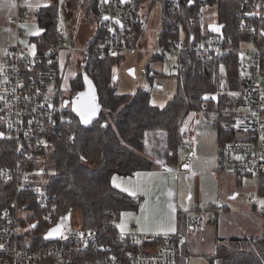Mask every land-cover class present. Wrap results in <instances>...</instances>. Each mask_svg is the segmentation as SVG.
<instances>
[{"label": "built area", "instance_id": "2783aa9c", "mask_svg": "<svg viewBox=\"0 0 264 264\" xmlns=\"http://www.w3.org/2000/svg\"><path fill=\"white\" fill-rule=\"evenodd\" d=\"M181 3L182 0H97L96 14L100 21L95 31L82 40L73 39L63 22L59 26L58 39L43 55L38 54L31 39L8 47L0 69L3 103L0 119L5 126L4 136L13 140L17 158L14 165L1 168L0 175L15 184L16 195L30 191L42 208L50 210L56 206L43 187L42 167L35 169L32 163L40 162L50 151L52 135L58 133L60 125L73 122L72 115L67 113L72 108L71 102H66L71 97L64 83L58 86V79L64 80L63 62H70L73 53H79L82 69L90 64L94 54L107 57L130 50L159 54L173 60L174 67L178 68L182 66L181 55L188 50L220 64L225 63L227 53L236 51L240 54L241 85L230 93L233 101H239V104L229 128L235 129L238 137L220 141L218 169L241 173L249 180L256 179L257 189L245 192L250 208L236 209L228 202H217L192 209L189 218L199 228L203 220H211L219 213L264 215V197L258 191L259 176L264 169V0H253V8L240 18V28L252 35L241 40L239 47H233L232 41H226L220 34H206L208 25L217 23V17L215 15L211 22L205 21V12L216 6L204 0L200 3L199 18L190 19L192 26H200V33H187L183 29L180 38L163 40V29H168V22L177 23L174 18H166L165 11L177 12ZM152 5L158 6L159 15L153 30L154 43L148 47L145 44L150 18L147 10ZM39 7L32 0H16L15 12L7 19L19 37H28L25 27L37 19ZM105 17L107 19H103ZM148 72V68H141L142 74ZM150 88L162 90L165 85L157 81ZM196 113L203 117V111ZM196 136L193 128L184 129L180 135L181 146L195 150ZM159 164L165 170H174L167 162ZM139 200V195L133 197V201ZM20 210L16 197L11 208L0 213V245H3L0 264H178V245L185 239L179 231L160 234L118 232L132 248L119 256L108 251L109 244L102 240L97 230L81 227L68 216L54 223L50 214L47 220L51 224L44 230L42 238L37 237L23 225ZM55 225L61 226L62 235L59 233L57 238L48 239L46 234Z\"/></svg>", "mask_w": 264, "mask_h": 264}, {"label": "trees", "instance_id": "16d2710c", "mask_svg": "<svg viewBox=\"0 0 264 264\" xmlns=\"http://www.w3.org/2000/svg\"><path fill=\"white\" fill-rule=\"evenodd\" d=\"M78 1L63 0L61 3V0H51L48 5L38 8L37 21L42 32L31 37V41L37 44L38 54L43 55L50 44L58 39L60 9L64 10L67 19L70 15L67 9L82 2L85 19L99 23L97 0ZM201 1L182 0L177 12L165 11L166 18H174L177 23L168 22V29H163V40L180 38L183 29L187 33H200V26H192L190 19L199 18ZM204 1L216 6L217 23L222 25L221 34L209 27L206 34H220L226 41H232L233 47H239L241 40L251 37V33L240 28L239 20L253 8V0ZM227 54L224 64L203 59L190 50L181 55V67L175 68L171 60L176 70L177 86L163 106L152 103L148 90L138 89L133 93L116 91L112 82L113 71L124 53L107 57L94 54L90 64L69 80V92L74 96L85 89V75L89 76L95 84L100 104L97 117L84 123L72 108L67 110L73 122L60 125L58 133L52 135L50 151L40 162L32 163L35 169L42 167L43 187L48 191L51 203L56 205L48 209L52 222L60 221L77 209L80 211L78 224L97 230L102 240L109 244L110 253L124 256L126 251H130L132 248L128 240L119 236L115 221L122 210L134 207V201L128 193L114 186L112 176L115 173L133 175L139 170L156 166L155 158L147 152L151 135L156 136V147L160 144L167 159L175 161L182 145L180 135L184 131L183 123L191 113L210 112L214 125L218 127L219 141L238 137L229 124L239 104V101H233L230 93L241 85L240 54L236 51ZM152 57L155 60H169L159 54ZM157 74L163 72L153 70L151 73L152 76ZM62 80V77L58 79V86ZM2 105L0 99V113ZM0 128L5 131L1 119ZM16 158L13 140L0 136V169L14 165ZM239 175L241 178L242 174ZM258 191L264 197V169L259 176ZM34 196L30 191L16 195L15 184L0 175V213L11 208L17 197L22 210L32 207L33 213L28 219L38 221L37 228L31 229L30 226L28 231L44 232L51 221L42 219V212H46L38 206ZM184 226L180 227L183 235ZM218 239L220 241H216L211 253L191 248L182 241L178 245V264H186L188 257L197 255L205 256L210 264H264V234Z\"/></svg>", "mask_w": 264, "mask_h": 264}, {"label": "crops", "instance_id": "0c3cea01", "mask_svg": "<svg viewBox=\"0 0 264 264\" xmlns=\"http://www.w3.org/2000/svg\"><path fill=\"white\" fill-rule=\"evenodd\" d=\"M50 2L51 0H32L33 4L39 6L48 5ZM15 9L16 0H0V69L3 66L8 47L19 41L26 42L32 36L42 32L41 26L34 18L25 27L28 31V37H19L15 27L7 19L8 15L15 12ZM153 9L156 11L154 5L149 10L146 9L149 17L150 13L154 11ZM62 11L64 12V10ZM61 18L66 23L65 14ZM97 24L93 23L92 27L95 26L96 28ZM154 26L150 27L152 33ZM95 28H92V32L95 31ZM70 34L73 39H76V34L72 32ZM147 41L148 38H146L145 44L149 47ZM32 42L37 47L36 42L33 40ZM151 56H153V53ZM66 63V61L63 62L64 65ZM1 79L2 76H0ZM62 83H64V80H62ZM203 117H200V113L195 112L192 123L185 119L183 128H193L197 133L196 149L193 150L187 145L181 146L176 160L168 161L174 170H165L160 167L158 162H155L156 166L154 168L139 170L133 175L113 174L112 183L114 186L128 193L132 198L137 195L140 196L139 201L133 202V208L124 209L119 214L115 221L118 232L173 233L180 232V227L183 225L186 228L195 229L197 227L191 223L189 218V212L192 209L217 202H229L228 198L233 199L237 196L238 193L233 194V172H222L218 169L217 156L220 144L218 127L214 125L213 121L211 124L205 123ZM200 124L206 125L204 134L201 133L203 131H198ZM3 135L4 132L0 128V136ZM187 151L193 152V155L189 162V168L184 169L182 166L186 162ZM240 179L239 181L242 183L244 177L241 176ZM231 207L235 208L232 205ZM247 208H250V204ZM229 213L239 212L219 213L213 216L211 220H205L206 226L214 227L218 217ZM240 213L259 215L246 212ZM237 221L238 223L243 222L242 219H237Z\"/></svg>", "mask_w": 264, "mask_h": 264}, {"label": "rangeland", "instance_id": "374dc122", "mask_svg": "<svg viewBox=\"0 0 264 264\" xmlns=\"http://www.w3.org/2000/svg\"><path fill=\"white\" fill-rule=\"evenodd\" d=\"M82 0H79L80 2ZM70 7V5H69ZM156 11H152L150 13V20L147 23V30H146V37L148 38L147 44L152 46L154 43V33L150 32V27L155 25L158 19V6H155ZM216 7H212L211 10L205 12V21L211 22L215 19L216 15ZM60 26L63 25V19L61 18L65 12L60 9ZM69 10V11H68ZM68 14L70 15L67 17L65 25L68 26L67 29L69 32L76 34L77 41L82 40L83 38L87 37L92 33L93 22L87 21L84 15V7L82 6V2L74 8L67 9ZM66 17V16H65ZM89 33V34H88ZM87 34V35H86ZM247 46H251V44H247ZM152 52L149 51H127L124 53V57L122 58L121 62L114 67L113 71V84L116 88L118 93H133L138 89L148 90L151 93V101L153 104L158 106H163L166 102L170 99V97L175 93L176 86H177V79L175 72L176 70L172 67L173 62L171 60H155L152 56ZM79 53H73L71 57V61L67 62L63 69H64V87L66 88L68 94L69 92V80L73 78L79 71H83L81 65L78 62ZM134 67L135 75H131L128 72V69ZM146 67L148 68V74H142L141 68ZM160 71L163 74H157L152 76V71ZM162 82L165 85V89L162 90H150L151 86L154 85L155 82ZM71 98L73 96H70ZM203 118L205 119V123L211 124L212 123V115L210 112L206 113L203 112ZM194 113H191L186 120L192 123ZM185 123V120H184ZM183 123V124H184ZM189 123V126H190ZM205 126L200 124L198 126V131L202 134L205 133ZM197 127V125H196ZM200 133V136L202 135ZM155 137L154 135L150 136L149 141L147 142V152L154 157L155 162H167L169 159L163 154L162 150L160 149V144H155ZM201 140V139H200ZM161 151V152H160ZM187 158L189 156L190 151H187ZM180 154V151H179ZM187 160V159H186ZM170 164V163H168ZM239 173L233 172V194L236 192L238 193L237 196L233 197V199L228 198L229 202L235 208H247L249 207V202L246 196V190L251 189L255 191L257 189L256 179L246 178L245 175L244 180L242 183H239L238 178ZM35 197V196H34ZM36 198V197H35ZM34 198V199H35ZM38 206L37 199H35ZM14 202V201H13ZM41 207V206H40ZM46 213L42 212V219L44 221L47 220L50 213L47 209H42ZM33 213L32 207L28 206L24 210H20V214L22 216V223L26 228L29 230L30 226L31 229H36L38 226V221L33 219L29 220L28 216ZM80 216L79 210H73L68 213V217L76 224H78ZM237 219H242V223L237 221ZM37 222V226L35 228L32 227V224ZM184 231L185 239L183 240L186 242L191 248H196L197 250H202L205 253H211L215 248L216 241H220L219 237H230V236H247L250 237L252 235H260L264 234V216L263 215H248L244 213H229L224 214L216 219V224L214 227L206 226L205 220L201 224L199 228L190 229L186 228L185 226L182 228ZM39 233H38V232ZM29 233L34 234L37 237L43 236V231L36 230L30 231ZM41 233V234H40ZM42 235V236H41ZM180 253V252H179ZM186 264H209L207 258L203 255L200 256H191L187 258Z\"/></svg>", "mask_w": 264, "mask_h": 264}, {"label": "water", "instance_id": "95a60500", "mask_svg": "<svg viewBox=\"0 0 264 264\" xmlns=\"http://www.w3.org/2000/svg\"><path fill=\"white\" fill-rule=\"evenodd\" d=\"M122 1H127V0H122ZM105 19V18H103ZM209 29L216 32V33H222V25L217 24V23H211L209 24ZM128 72L131 75H135V69L134 67H131L128 69ZM85 81H86V87L85 89L79 91L77 94H75L71 99H67L66 102L69 103L71 102V106H72V110L80 117V119L83 121L80 113L77 111V107L80 105H88L90 103H93V97H94V103L95 105H97V111L94 115H92L89 118V122L93 119H95L98 115L99 109H100V104L98 102V96H97V91H96V87L95 84L93 83V81L90 79L89 76L85 75ZM83 94V95H82ZM84 122V121H83ZM88 122V123H89ZM193 152L189 153V156L186 160V162L183 164V168L187 169L189 168V162L190 159L192 158ZM32 225H35V227L37 226V222L33 223ZM33 227V228H35ZM59 228L61 230V226L60 225H55L53 226L49 232L46 234V237L48 239H55L58 237L59 233H53L51 236L49 235L50 232H52L53 229H57Z\"/></svg>", "mask_w": 264, "mask_h": 264}, {"label": "snow or ice", "instance_id": "6c2138e0", "mask_svg": "<svg viewBox=\"0 0 264 264\" xmlns=\"http://www.w3.org/2000/svg\"><path fill=\"white\" fill-rule=\"evenodd\" d=\"M62 2H63V0H61V3ZM105 2H106V0H105ZM105 19H107V17H105ZM77 111L80 113L84 123H88L89 118L92 115H94L97 111V105H95V103H94V97H93V103H90L88 105H80L77 107ZM32 227H35V225H32ZM172 230L174 231L175 229L173 228ZM53 233H60L62 235L59 228L53 229L52 232L49 233V235L51 236ZM2 247H3V245H0V248H2Z\"/></svg>", "mask_w": 264, "mask_h": 264}]
</instances>
